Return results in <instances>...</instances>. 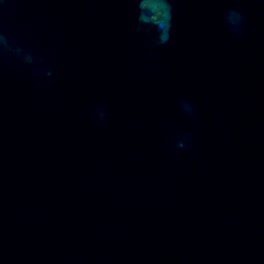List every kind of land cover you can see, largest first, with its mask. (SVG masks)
Returning a JSON list of instances; mask_svg holds the SVG:
<instances>
[{
	"label": "water",
	"instance_id": "95a60500",
	"mask_svg": "<svg viewBox=\"0 0 264 264\" xmlns=\"http://www.w3.org/2000/svg\"><path fill=\"white\" fill-rule=\"evenodd\" d=\"M0 264H264V0H0Z\"/></svg>",
	"mask_w": 264,
	"mask_h": 264
}]
</instances>
